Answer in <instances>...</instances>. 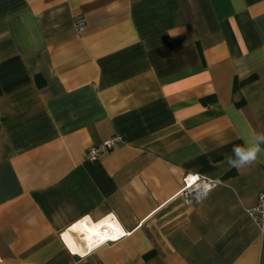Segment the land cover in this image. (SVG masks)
I'll return each instance as SVG.
<instances>
[{
	"label": "crops",
	"instance_id": "crops-1",
	"mask_svg": "<svg viewBox=\"0 0 264 264\" xmlns=\"http://www.w3.org/2000/svg\"><path fill=\"white\" fill-rule=\"evenodd\" d=\"M254 132L264 0H0V264H264V156L225 160ZM190 173L217 181L198 204Z\"/></svg>",
	"mask_w": 264,
	"mask_h": 264
},
{
	"label": "built area",
	"instance_id": "built-area-1",
	"mask_svg": "<svg viewBox=\"0 0 264 264\" xmlns=\"http://www.w3.org/2000/svg\"><path fill=\"white\" fill-rule=\"evenodd\" d=\"M85 25V18L83 16H76L74 19L75 29L79 32ZM122 142V137L115 135L112 137L105 138L91 146H89L85 155L89 160H96L101 154L113 149L117 144ZM217 185V181L208 176L199 174H186L182 179L181 195L191 204L200 203L210 192L212 188ZM248 215L255 222L261 232L264 231V186L260 190L257 196V203L254 207L247 210ZM104 236H100L96 240V244L105 241H114L119 236L111 234L107 235L105 229H103Z\"/></svg>",
	"mask_w": 264,
	"mask_h": 264
},
{
	"label": "clouds",
	"instance_id": "clouds-1",
	"mask_svg": "<svg viewBox=\"0 0 264 264\" xmlns=\"http://www.w3.org/2000/svg\"><path fill=\"white\" fill-rule=\"evenodd\" d=\"M260 156H264V132H254L244 144L234 146L232 155H226L225 160L230 167L240 170L255 163Z\"/></svg>",
	"mask_w": 264,
	"mask_h": 264
},
{
	"label": "bare ground",
	"instance_id": "bare-ground-1",
	"mask_svg": "<svg viewBox=\"0 0 264 264\" xmlns=\"http://www.w3.org/2000/svg\"><path fill=\"white\" fill-rule=\"evenodd\" d=\"M108 227L106 226L105 228H102V225H96L92 228H90L89 230H85L84 228L81 227H75L78 228V230H80V234L83 236V240L85 242V244L90 247L93 246L94 242H96V240H98V238L100 236H104L105 234H103V229H105V232L107 233V235H117L119 234L117 228L115 227V225L112 222H108L107 223ZM101 238V237H100ZM79 245V244H78Z\"/></svg>",
	"mask_w": 264,
	"mask_h": 264
},
{
	"label": "trees",
	"instance_id": "trees-1",
	"mask_svg": "<svg viewBox=\"0 0 264 264\" xmlns=\"http://www.w3.org/2000/svg\"><path fill=\"white\" fill-rule=\"evenodd\" d=\"M255 79H256L255 74H251V75H249V76H247L241 80H238L237 78H235L233 81V87H232L233 93L238 92L242 86L253 82ZM242 103H243L242 99H239L236 101L237 106H240Z\"/></svg>",
	"mask_w": 264,
	"mask_h": 264
}]
</instances>
